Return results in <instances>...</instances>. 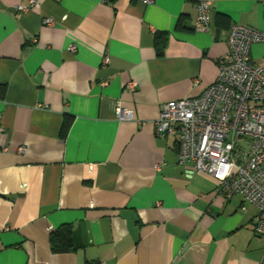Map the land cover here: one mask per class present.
Masks as SVG:
<instances>
[{
  "label": "crops",
  "instance_id": "1",
  "mask_svg": "<svg viewBox=\"0 0 264 264\" xmlns=\"http://www.w3.org/2000/svg\"><path fill=\"white\" fill-rule=\"evenodd\" d=\"M198 1L0 0V264H264L256 206L155 133L164 103L215 80L233 23L264 30V0H209L206 29Z\"/></svg>",
  "mask_w": 264,
  "mask_h": 264
},
{
  "label": "built area",
  "instance_id": "2",
  "mask_svg": "<svg viewBox=\"0 0 264 264\" xmlns=\"http://www.w3.org/2000/svg\"><path fill=\"white\" fill-rule=\"evenodd\" d=\"M140 1L148 4L154 0ZM35 4L36 0H29L27 6L17 9ZM195 8L197 27L206 29L211 20L210 1L199 0ZM44 23L51 24L52 19L45 18ZM226 42L228 52L219 61L215 80L195 97L164 103L155 133L175 138L178 163L190 162L192 171L216 178L227 198L239 194L254 204L253 232L264 238V56L259 62L250 58L251 46L264 43V30L233 23ZM75 49L70 47V51ZM126 88L133 90L134 83L127 82ZM115 116L133 118L120 101Z\"/></svg>",
  "mask_w": 264,
  "mask_h": 264
},
{
  "label": "trees",
  "instance_id": "3",
  "mask_svg": "<svg viewBox=\"0 0 264 264\" xmlns=\"http://www.w3.org/2000/svg\"><path fill=\"white\" fill-rule=\"evenodd\" d=\"M114 1V0H111ZM164 39H156L157 45V54H160L163 50ZM68 127V122L65 121V124L62 127V134L66 133ZM49 242L51 249L55 252L68 251L73 247L72 243V228L70 224H63L59 226L56 230L52 231L49 236Z\"/></svg>",
  "mask_w": 264,
  "mask_h": 264
}]
</instances>
